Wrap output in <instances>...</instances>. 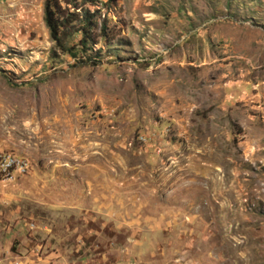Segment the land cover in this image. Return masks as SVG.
<instances>
[{"label": "rangeland", "instance_id": "1", "mask_svg": "<svg viewBox=\"0 0 264 264\" xmlns=\"http://www.w3.org/2000/svg\"><path fill=\"white\" fill-rule=\"evenodd\" d=\"M105 16L85 62L0 0V264H264V0Z\"/></svg>", "mask_w": 264, "mask_h": 264}, {"label": "trees", "instance_id": "2", "mask_svg": "<svg viewBox=\"0 0 264 264\" xmlns=\"http://www.w3.org/2000/svg\"><path fill=\"white\" fill-rule=\"evenodd\" d=\"M117 1L42 0V22L52 43L51 54L94 62L99 50L93 52V48L99 40L106 46L113 40L105 12ZM101 9L105 11L102 15Z\"/></svg>", "mask_w": 264, "mask_h": 264}, {"label": "built area", "instance_id": "3", "mask_svg": "<svg viewBox=\"0 0 264 264\" xmlns=\"http://www.w3.org/2000/svg\"><path fill=\"white\" fill-rule=\"evenodd\" d=\"M29 165L27 160L19 155L11 154L0 150V176H9L12 169V181L23 177L28 171Z\"/></svg>", "mask_w": 264, "mask_h": 264}, {"label": "bare ground", "instance_id": "4", "mask_svg": "<svg viewBox=\"0 0 264 264\" xmlns=\"http://www.w3.org/2000/svg\"><path fill=\"white\" fill-rule=\"evenodd\" d=\"M1 178H3V179H11L12 178V169L9 171V176H4V177H1Z\"/></svg>", "mask_w": 264, "mask_h": 264}]
</instances>
